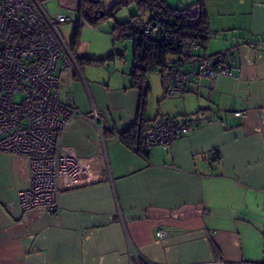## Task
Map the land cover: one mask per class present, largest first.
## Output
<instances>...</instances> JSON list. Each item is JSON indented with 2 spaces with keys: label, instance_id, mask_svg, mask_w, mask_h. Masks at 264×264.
Listing matches in <instances>:
<instances>
[{
  "label": "crops",
  "instance_id": "0c3cea01",
  "mask_svg": "<svg viewBox=\"0 0 264 264\" xmlns=\"http://www.w3.org/2000/svg\"><path fill=\"white\" fill-rule=\"evenodd\" d=\"M101 1L108 12L120 0ZM163 1L179 9L197 0ZM56 4L48 15L69 13L75 24L79 0ZM131 5L98 26L83 24L73 49L66 42L74 62L60 61L58 98L84 117L60 143L90 171L59 183L56 212L21 208L29 160L0 151V264H264V0H202L211 37L194 54L212 60L234 50L231 74L197 73L182 97L148 72L144 106L131 85L133 42L112 31L137 13ZM94 111L101 131L89 120ZM185 115L205 120L167 150L138 139L144 156L119 138L141 119Z\"/></svg>",
  "mask_w": 264,
  "mask_h": 264
},
{
  "label": "built area",
  "instance_id": "2783aa9c",
  "mask_svg": "<svg viewBox=\"0 0 264 264\" xmlns=\"http://www.w3.org/2000/svg\"><path fill=\"white\" fill-rule=\"evenodd\" d=\"M201 11H204L201 5L193 4L180 14ZM70 21L69 13L50 17L39 0H0V151L29 160L28 186L18 192V202L24 211L41 208L56 212L61 193L59 183L75 184L90 171L86 160L60 143L69 123L76 117H84L74 105L58 98L60 61L64 67L74 59L57 24ZM159 28L158 24L145 20L141 12L133 24L137 34H153ZM199 48L198 43L185 42L181 52L165 67L162 80L168 95L183 97L197 73L210 79L218 74H231L236 58L234 63L217 64L216 58L195 55ZM223 54L228 52L221 51L219 55ZM194 62L197 69L189 68ZM16 95H21V100H15ZM89 120L100 131L106 126L95 111ZM202 120L205 119L186 115L180 119L156 118L145 125L142 145L147 149L159 145L167 150L175 139L192 132ZM211 158L217 159L218 155L213 153ZM157 234L163 237L167 232L159 229Z\"/></svg>",
  "mask_w": 264,
  "mask_h": 264
},
{
  "label": "trees",
  "instance_id": "16d2710c",
  "mask_svg": "<svg viewBox=\"0 0 264 264\" xmlns=\"http://www.w3.org/2000/svg\"><path fill=\"white\" fill-rule=\"evenodd\" d=\"M130 3L135 4L137 13L124 22H115L112 31L118 39H129L133 42V64L130 72L131 85L141 91L142 104L144 106L149 91L147 84L148 72L158 71L163 75L165 67L177 57L185 42L198 43L200 46L199 49L204 48L211 37V30L205 10L198 14L190 12L183 15L180 14L181 11H186L188 7L193 4H199L203 7L202 0H197L192 4H186L179 9L167 6L163 0H120L116 2L108 12L103 10L101 0H79L77 8L78 17L73 26L70 48L73 49L76 45L83 24L98 26L102 20L114 17L118 11ZM100 10L104 11L103 16L94 18V12H99ZM153 10H156L158 15H162L166 18L164 24L158 22L157 18L152 13ZM145 11H148L147 18L143 16ZM140 12L145 20L159 25L160 28L157 32L144 35L137 34L133 30L134 21ZM257 41L259 40L256 39L255 42ZM219 54L220 52L215 56L217 64L220 62H235L236 53L234 50H230L227 55L223 54V56H220ZM170 56H173L172 60H169ZM109 57H111V55L107 58ZM91 61L94 60L91 59ZM100 61H103V59H100ZM146 124L147 123L143 122L141 119L139 123H134L128 131L119 135L120 140L124 144L133 147L144 156H146V153L141 151L140 144H138V147H134L133 145L136 141L138 142V139L139 142L140 139L142 142V134Z\"/></svg>",
  "mask_w": 264,
  "mask_h": 264
},
{
  "label": "rangeland",
  "instance_id": "374dc122",
  "mask_svg": "<svg viewBox=\"0 0 264 264\" xmlns=\"http://www.w3.org/2000/svg\"><path fill=\"white\" fill-rule=\"evenodd\" d=\"M39 2L41 4L42 8L47 12V14L50 15V14L54 13V11L56 9V6H57L56 0H48L46 3H45L44 0H39ZM240 5L242 6V8L244 7L243 1L240 2ZM133 8H136V7L134 5H131L130 6V10H133ZM122 12L125 14V18L126 17L128 18L127 9H124ZM147 15H148V11H145L144 14H143L144 18H147ZM73 26H74V22L73 23L72 22H66L63 25H61L60 28H59L64 41L67 42L68 44H70V42H71V37H72V34H73ZM128 51H129V55L131 56L132 55L131 54L132 53L131 46L129 47ZM21 98H22L21 95H16L15 96V100H17V101L21 100Z\"/></svg>",
  "mask_w": 264,
  "mask_h": 264
},
{
  "label": "water",
  "instance_id": "95a60500",
  "mask_svg": "<svg viewBox=\"0 0 264 264\" xmlns=\"http://www.w3.org/2000/svg\"><path fill=\"white\" fill-rule=\"evenodd\" d=\"M152 13L157 18L159 23L164 24L166 22V18L162 15H158V12L156 10H153ZM103 14H104V11L100 10L99 12H94L93 17L100 18L103 16Z\"/></svg>",
  "mask_w": 264,
  "mask_h": 264
}]
</instances>
